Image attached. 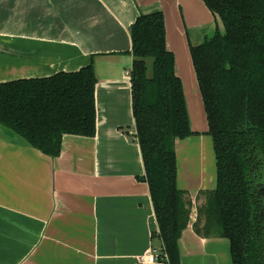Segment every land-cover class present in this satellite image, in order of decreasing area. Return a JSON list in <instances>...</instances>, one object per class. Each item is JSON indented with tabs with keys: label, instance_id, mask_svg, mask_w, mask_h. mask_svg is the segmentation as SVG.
<instances>
[{
	"label": "crops",
	"instance_id": "0c3cea01",
	"mask_svg": "<svg viewBox=\"0 0 264 264\" xmlns=\"http://www.w3.org/2000/svg\"><path fill=\"white\" fill-rule=\"evenodd\" d=\"M154 12L164 15L195 133L175 145L177 185L191 204L180 261L232 264L228 239L195 232L217 166L191 48L224 32L204 0H0V83L91 63L97 77L96 136L66 135L59 157L0 127V264H151L141 258L162 250L129 74L130 27Z\"/></svg>",
	"mask_w": 264,
	"mask_h": 264
},
{
	"label": "trees",
	"instance_id": "16d2710c",
	"mask_svg": "<svg viewBox=\"0 0 264 264\" xmlns=\"http://www.w3.org/2000/svg\"><path fill=\"white\" fill-rule=\"evenodd\" d=\"M204 2L224 32L191 48L217 166V186L204 193L195 232L228 239L232 264H264V0ZM130 35L142 180L150 187L165 262L181 264L179 240L191 204L177 185L175 145L195 133L163 13L140 15ZM96 85L93 63L73 73L0 83V127L59 157L66 135L96 136Z\"/></svg>",
	"mask_w": 264,
	"mask_h": 264
},
{
	"label": "built area",
	"instance_id": "2783aa9c",
	"mask_svg": "<svg viewBox=\"0 0 264 264\" xmlns=\"http://www.w3.org/2000/svg\"><path fill=\"white\" fill-rule=\"evenodd\" d=\"M166 254L164 250H156L152 249L150 250L144 257L141 258V261L144 263H156V262H165L166 261Z\"/></svg>",
	"mask_w": 264,
	"mask_h": 264
}]
</instances>
